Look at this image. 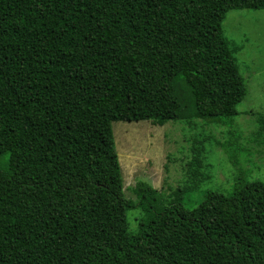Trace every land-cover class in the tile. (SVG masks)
Returning a JSON list of instances; mask_svg holds the SVG:
<instances>
[{
	"label": "trees",
	"instance_id": "16d2710c",
	"mask_svg": "<svg viewBox=\"0 0 264 264\" xmlns=\"http://www.w3.org/2000/svg\"><path fill=\"white\" fill-rule=\"evenodd\" d=\"M234 9L264 0H0V264H264V179L185 208L196 171L166 202L138 178L133 202L112 130L202 119L243 149ZM250 136L264 144V114Z\"/></svg>",
	"mask_w": 264,
	"mask_h": 264
},
{
	"label": "rangeland",
	"instance_id": "374dc122",
	"mask_svg": "<svg viewBox=\"0 0 264 264\" xmlns=\"http://www.w3.org/2000/svg\"><path fill=\"white\" fill-rule=\"evenodd\" d=\"M222 30L237 47V65L247 88L233 117L243 149L225 151L218 143L227 140L228 126L202 119L163 125L149 120L113 121L124 194L133 202L137 198L131 188L138 178L148 179L166 202L169 193L186 185L191 172L196 171L198 188L186 196L185 208L196 206L205 191L225 192L239 172L252 179H264V144L255 143L250 136L258 128L259 116L264 114V10H229ZM6 163L7 154H3L0 168ZM126 217L129 230L134 231L143 212L134 207L126 212Z\"/></svg>",
	"mask_w": 264,
	"mask_h": 264
}]
</instances>
